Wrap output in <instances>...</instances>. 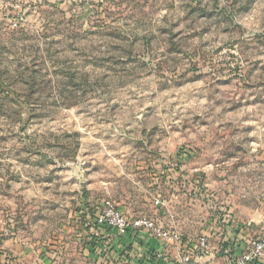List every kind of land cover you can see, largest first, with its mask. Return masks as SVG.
Masks as SVG:
<instances>
[{
    "label": "rangeland",
    "instance_id": "rangeland-1",
    "mask_svg": "<svg viewBox=\"0 0 264 264\" xmlns=\"http://www.w3.org/2000/svg\"><path fill=\"white\" fill-rule=\"evenodd\" d=\"M105 200L264 237V0H0V251L88 258Z\"/></svg>",
    "mask_w": 264,
    "mask_h": 264
},
{
    "label": "crops",
    "instance_id": "crops-1",
    "mask_svg": "<svg viewBox=\"0 0 264 264\" xmlns=\"http://www.w3.org/2000/svg\"><path fill=\"white\" fill-rule=\"evenodd\" d=\"M85 215L87 217L88 214ZM93 221L95 223V217ZM94 223L90 227L88 222L84 224V230L87 232L82 248L88 258H61L62 253L58 250L46 252L48 256L44 251H40L34 257L31 252L17 247L12 254L0 251V264H75L77 259L90 260L94 264H179L180 253L177 243L172 240H158L148 232L132 229L124 235H119L112 228L97 226ZM248 243L246 234L237 232L228 242L222 241L219 248L210 246L209 254L193 257L191 264H231L221 248L227 247L232 250L233 255H239L246 250ZM251 264H264V261Z\"/></svg>",
    "mask_w": 264,
    "mask_h": 264
},
{
    "label": "built area",
    "instance_id": "built-area-1",
    "mask_svg": "<svg viewBox=\"0 0 264 264\" xmlns=\"http://www.w3.org/2000/svg\"><path fill=\"white\" fill-rule=\"evenodd\" d=\"M160 203V200L156 198L155 204ZM95 224L112 228L119 235H124L128 230L134 229L139 232H148L158 240H172L177 243V249L180 253L179 264H191L193 257L204 256L210 252L207 236H198L196 240L190 238L182 240L176 232L165 228L149 216L135 218L127 216L111 200L103 202L100 211L95 215ZM221 251L228 257L231 264H251L264 261V237L250 239L246 250L239 255H233V252L227 247H222Z\"/></svg>",
    "mask_w": 264,
    "mask_h": 264
},
{
    "label": "trees",
    "instance_id": "trees-1",
    "mask_svg": "<svg viewBox=\"0 0 264 264\" xmlns=\"http://www.w3.org/2000/svg\"><path fill=\"white\" fill-rule=\"evenodd\" d=\"M94 224H95V223H94ZM130 230H131V229H130ZM128 231H129V230H128ZM133 231H137V230H134V229H133ZM231 248H232V247H231ZM230 250H231V249H230ZM231 251H232V250H231Z\"/></svg>",
    "mask_w": 264,
    "mask_h": 264
}]
</instances>
